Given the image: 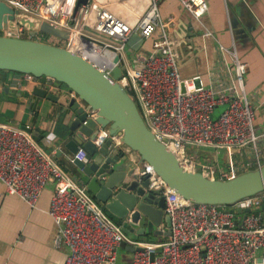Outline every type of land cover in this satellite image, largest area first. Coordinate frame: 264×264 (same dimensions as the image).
<instances>
[{"label":"built area","instance_id":"1","mask_svg":"<svg viewBox=\"0 0 264 264\" xmlns=\"http://www.w3.org/2000/svg\"><path fill=\"white\" fill-rule=\"evenodd\" d=\"M0 1L20 15L65 31L67 39L54 37L52 45L80 55L107 76L111 77V70L118 66L121 77L117 83L134 101L149 132L185 172L214 179L213 168L200 164L187 149L225 151L229 167L228 172H220L224 181L263 166L256 146L260 136L254 127L255 109L244 89L246 66L242 59L234 47L219 44L220 66L228 77L225 86L207 84L199 75L183 78L180 70L197 56L203 41L182 30L186 26L181 21H163L158 8L161 0H147L149 7L142 17L129 7L137 0H87L78 7L77 0ZM177 1L197 21L208 12L206 0ZM116 7L138 19L134 29L114 12ZM20 35H24L21 39L46 43L22 25H17L13 34L0 30V37ZM132 35L150 39L151 49L138 67L127 68L122 65L121 51ZM36 83L50 89L55 85L49 78ZM219 106L225 109L213 120L211 115ZM89 118L94 120L96 112ZM94 133L96 147L106 140L114 147H123L121 138L110 135L107 128L97 125ZM249 147L253 159L244 163L231 160L235 150ZM121 153L139 178L147 177L148 189L163 197L164 213L170 219L166 240L153 242L126 235L86 186L52 160L30 133L0 123V182L4 191L34 209L46 182L54 183L48 214L56 227L52 243H62L69 251L64 264H118L117 253L123 244L135 250L129 264H264V192L241 199L230 209L193 203L174 192L138 152L123 149ZM85 159V151L79 149L71 162ZM245 209L249 212L244 214Z\"/></svg>","mask_w":264,"mask_h":264},{"label":"water","instance_id":"2","mask_svg":"<svg viewBox=\"0 0 264 264\" xmlns=\"http://www.w3.org/2000/svg\"><path fill=\"white\" fill-rule=\"evenodd\" d=\"M86 2L77 0L76 7ZM17 25L25 26L31 35L40 32L62 41L67 39L65 31L40 19L20 15L0 1V30L13 34ZM143 42L139 35H132L126 47L137 51ZM117 60L118 56L114 62ZM0 70L36 79L49 78L60 84L50 91L35 85L31 94L38 98L64 104V99L56 94L62 86L75 94L76 99L68 103L74 118L69 124L72 138L66 148L72 155L79 149L85 151V161L72 162L77 176L84 180L88 193L128 234L156 235L157 227L164 222V235L168 236L170 219L164 213L163 197L148 189L147 177H138L128 158L121 153L123 149L138 152L174 192L193 203L227 208L241 199L264 192V166L225 181L208 178L199 172H185L175 156L149 132L134 101L117 83L121 77L118 66L111 70L109 77L93 63L66 48L1 36ZM94 111L96 118L93 120L89 115ZM97 125L107 128L110 135L119 136L123 147H114L110 140L96 147L92 141ZM248 212L249 209L243 210L244 214ZM237 213L241 211L237 210ZM261 217L264 224V212Z\"/></svg>","mask_w":264,"mask_h":264},{"label":"crops","instance_id":"3","mask_svg":"<svg viewBox=\"0 0 264 264\" xmlns=\"http://www.w3.org/2000/svg\"><path fill=\"white\" fill-rule=\"evenodd\" d=\"M206 4L208 12L200 21L185 12L177 0H161L158 4L163 21H181L187 27H181L182 30L203 41L202 49L180 70V75L183 78L199 75L207 84L223 87L228 83V77L220 66L218 45L235 48L246 66L244 89L248 101L255 109L254 127L256 134L260 136L256 146L264 166V0H206ZM129 7L142 17L149 2L137 0L129 3ZM114 12L129 23L132 29L135 28L138 19L127 15L119 7ZM150 49L151 40H145L137 51H133L136 55L133 65L123 57L122 65L127 68L138 67L150 53ZM36 82L42 83L44 79L36 80L29 75L0 71V123L28 129L52 160L85 185L71 162L73 155L66 148V143L72 138L69 124L74 118V112L68 107V103L73 98L76 99V96L73 97L68 90L60 87L56 94L64 99V104L35 97L31 92L37 85ZM51 85V88L56 87ZM188 154L200 164L213 168L219 180L220 172H228V157L223 150L189 149ZM253 156L250 147L243 148L235 150L231 160L244 163L253 159ZM253 170L257 169L252 167L249 171ZM54 186L52 181L46 182L36 207L32 209L17 196L6 194L0 182V264H64L69 251L62 243L57 246L52 243L56 227L48 214ZM108 216L115 223L118 222ZM165 232L166 225L161 222L157 227L158 235L138 237L125 233L134 239L156 242L167 239ZM134 251L129 245H121L117 263L129 264Z\"/></svg>","mask_w":264,"mask_h":264},{"label":"rangeland","instance_id":"4","mask_svg":"<svg viewBox=\"0 0 264 264\" xmlns=\"http://www.w3.org/2000/svg\"><path fill=\"white\" fill-rule=\"evenodd\" d=\"M38 35L39 36H42L41 41L46 42V43L52 45V42H53V38L54 37L49 36L47 34H41L40 32H38ZM19 37L20 38H24V35H20ZM121 56L124 59H126L127 61H129L130 62V65H133V61H135V57H136V55H134L133 51L131 49H129L128 47H126V46H125V49L123 51H121ZM42 79H44V78H42ZM45 79H47V78H45ZM51 81H52L53 84H55V86L56 85H60L57 82H55L54 80H52V79H51ZM224 109H225V106H219L216 109H214V112L212 113L211 118L213 120L217 119L221 115V113L224 111ZM188 150L189 149H187V151ZM214 178L215 179H219V177L216 174H214Z\"/></svg>","mask_w":264,"mask_h":264},{"label":"trees","instance_id":"5","mask_svg":"<svg viewBox=\"0 0 264 264\" xmlns=\"http://www.w3.org/2000/svg\"><path fill=\"white\" fill-rule=\"evenodd\" d=\"M0 71H3V70H0ZM13 73H15V72H13ZM19 74H21V73H19ZM226 208V207H225ZM231 207H227V209H230ZM106 212V211H105ZM107 213V212H106ZM117 223V222H116ZM118 224V223H117Z\"/></svg>","mask_w":264,"mask_h":264},{"label":"bare ground","instance_id":"6","mask_svg":"<svg viewBox=\"0 0 264 264\" xmlns=\"http://www.w3.org/2000/svg\"><path fill=\"white\" fill-rule=\"evenodd\" d=\"M115 63V62H114Z\"/></svg>","mask_w":264,"mask_h":264}]
</instances>
